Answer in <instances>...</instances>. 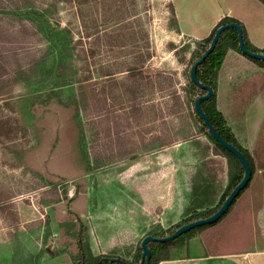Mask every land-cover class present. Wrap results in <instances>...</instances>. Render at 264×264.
Here are the masks:
<instances>
[{"label": "rangeland", "instance_id": "rangeland-1", "mask_svg": "<svg viewBox=\"0 0 264 264\" xmlns=\"http://www.w3.org/2000/svg\"><path fill=\"white\" fill-rule=\"evenodd\" d=\"M174 11L173 0H0V264H33L45 258L46 244L64 240L75 253V241L62 235L63 216L87 224L96 255L180 221L175 160L194 130L184 47L203 38L187 17L183 34ZM48 23L70 40L65 76L54 82L43 80L53 61ZM257 66L228 51L217 74V109L253 160L249 187L221 221L192 232L170 257L253 243L250 217H237L244 211L264 241V91H257L264 72ZM51 90L57 99L43 103ZM25 212L38 219L23 223Z\"/></svg>", "mask_w": 264, "mask_h": 264}, {"label": "trees", "instance_id": "trees-1", "mask_svg": "<svg viewBox=\"0 0 264 264\" xmlns=\"http://www.w3.org/2000/svg\"><path fill=\"white\" fill-rule=\"evenodd\" d=\"M264 5V0H258ZM31 19L35 20L40 16L39 11L30 12ZM46 22L47 20L44 19ZM235 23L242 33V41L244 47L252 53L264 54V48L257 49L248 41L245 29L238 20L224 16L211 29L208 36L203 39L193 40V49L191 44H186L185 50L190 52L185 70L186 84L184 88L186 103L189 107L190 119L194 130L183 136L185 147L182 157L175 161L182 166L178 170V180L183 187L181 219L180 221L170 224L166 228L157 226L155 229L149 230L145 235L154 238H162L172 234L180 226L189 222L204 219L212 215L224 202L233 188L241 181L243 177V166L240 161L229 151L221 147L212 137L206 124L194 111V102L198 96L206 93L204 89L199 88L190 81L189 71L194 62H196L207 50L215 31L223 25ZM175 30L178 31L175 23ZM47 29V49L53 56L50 66H47L44 73V81L48 77V81H58L65 76L66 57L68 51V43L64 37H60L61 32L51 24L46 25ZM228 51H234L241 54L249 61L255 63L259 67H264V61H259L243 55L239 50L238 33L234 28H227L220 34L216 45L212 52L203 60L196 68V77L201 85L208 86L212 89V95L209 99L201 102L200 106L208 121L214 127L219 136L235 148H237L244 158L247 160L251 169V178L242 191L232 201L227 211L214 223L196 227L190 231L181 234L178 238L168 242H148L147 247L150 251L149 264H158L161 260L170 259L169 249L171 247L182 246L186 240L191 237V233L202 231L221 221L232 209L237 199L248 189L252 176L254 174V164L249 151L237 140L234 134L227 126L224 115L217 109L216 90H217V74ZM54 88L62 87L61 84L55 82ZM56 90L45 93L43 103H49L53 99H57ZM59 99V98H58ZM61 101V100H60ZM161 146V145H160ZM223 157L226 160V183L224 184L223 161L216 158ZM87 167V171H89ZM73 200L70 199L69 202ZM71 213V212H70ZM74 218L65 221L67 225V237L75 241L76 252L70 255L72 264H146L141 263V247L140 242L143 237L134 241L131 236L124 238L122 245H116L108 249L106 253L94 254L90 247L89 230L85 222L80 220L73 214ZM181 239V240H180Z\"/></svg>", "mask_w": 264, "mask_h": 264}, {"label": "crops", "instance_id": "crops-1", "mask_svg": "<svg viewBox=\"0 0 264 264\" xmlns=\"http://www.w3.org/2000/svg\"><path fill=\"white\" fill-rule=\"evenodd\" d=\"M175 1V16L178 22L180 31L187 35L186 31L182 28V18H188L190 25L197 29L202 38L207 36L216 23L224 16L234 18L242 23L248 41L257 49L264 48V5L258 0H173ZM179 6H178V5ZM184 20V19H183ZM256 73L264 72L263 67L257 66ZM263 86V85H262ZM261 87V85H258ZM257 91H264L263 87L257 89ZM258 92H256V95ZM216 158L223 161L224 169V184L226 183V160L223 157L217 156ZM174 162V161H173ZM66 203V202H65ZM63 200H60L58 204H65ZM236 203V202H235ZM234 206V205H233ZM44 213L45 210H43ZM29 215V218H23L20 213L21 221L23 223L34 221L38 219L33 212H25ZM24 213V214H25ZM42 215V212H40ZM70 215V214H69ZM249 216L248 231L250 232L253 243L242 246L236 250L225 252H202V253H186L184 255L170 257L168 260H161L158 264H264V241L256 238L253 234V215L251 211L241 212L237 214V217ZM68 216V215H67ZM239 216V217H241ZM71 218L64 217L60 219L69 220ZM93 224V222H92ZM212 227V226H211ZM210 228V227H208ZM206 228V229H208ZM206 229L198 233L201 234ZM62 232V230H54L53 233ZM62 235L68 238L67 232L64 231ZM69 242L64 240L60 245L46 244L44 246L45 258L40 257V261H35L33 264H72L70 255L73 254L69 251ZM42 247V246H41ZM41 247L38 250L41 249ZM55 251L52 253V248ZM112 248V247H111ZM47 249V250H46ZM110 249V248H109ZM101 253V252H100ZM102 254V253H101Z\"/></svg>", "mask_w": 264, "mask_h": 264}, {"label": "water", "instance_id": "water-1", "mask_svg": "<svg viewBox=\"0 0 264 264\" xmlns=\"http://www.w3.org/2000/svg\"><path fill=\"white\" fill-rule=\"evenodd\" d=\"M227 28H234L237 30L238 33V45H239V50L241 51V53L243 55H246L250 58L259 60V61H264V54L261 53H252L249 52L243 44L242 41V33H241V29L240 27L235 24V23H230V24H226L223 26H220L214 33L212 40L210 42L209 47L207 48V50L203 53V55L192 64L190 71H189V77H190V81L195 84L196 86H198L201 89H204L206 91L205 94L198 96L194 102V111L195 113L198 115L199 118H201L203 120V122L206 124L209 132L211 133L212 137L216 140V142L223 147L224 149H226L227 151H229L230 153H232L242 164L243 166V177L241 179V181L233 188V190L229 193V195L226 197V199L224 200V202L222 203V205L210 216L204 218V219H199V220H195L192 222H189L187 224H184L182 226H180L179 228H177L172 234H170L169 236L166 237H162V238H154L150 235H144L141 242H140V247H141V263L143 261H145L146 264H149V259H150V251L147 247V243L148 242H168L171 241L175 238H177L178 236H180L181 234L190 231L196 227H200L203 225H209L212 224L214 222H216L229 208V206L231 205L232 201L237 197V195L239 194L240 191H242L244 189V187L247 185V183L249 182L250 178H251V169L250 166L247 162V160L244 158V156L242 155V153L235 148L234 146H232L231 144H229L228 142L224 141L219 134L215 131L214 127L211 125V123L208 121L207 117L205 116L204 112L201 109V102L209 99L212 95V89L208 86H204L201 85L196 77V68L198 65H200L203 60L212 52V50L214 49L216 42L220 36V34L222 33V31H224Z\"/></svg>", "mask_w": 264, "mask_h": 264}]
</instances>
